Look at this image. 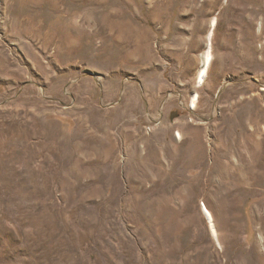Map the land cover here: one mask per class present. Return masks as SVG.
<instances>
[{
	"label": "rangeland",
	"instance_id": "1",
	"mask_svg": "<svg viewBox=\"0 0 264 264\" xmlns=\"http://www.w3.org/2000/svg\"><path fill=\"white\" fill-rule=\"evenodd\" d=\"M0 264H264V0H0Z\"/></svg>",
	"mask_w": 264,
	"mask_h": 264
},
{
	"label": "bare ground",
	"instance_id": "2",
	"mask_svg": "<svg viewBox=\"0 0 264 264\" xmlns=\"http://www.w3.org/2000/svg\"><path fill=\"white\" fill-rule=\"evenodd\" d=\"M215 26V24H214ZM212 36V32L210 34V37ZM212 60V53H211V48L210 50L205 54V57H204V63H203V66L200 70V73H199V76H198V79H199V83L202 84L203 81L205 80L206 76H207V72H208V68L210 66V62ZM195 103H196V100L194 99L193 100V106H195ZM206 214H207V218L209 220V223H210V226H211V230H212V233L213 235L219 239V236H218V231L216 229V224H214V219H213V216L211 215L210 211L207 210L206 208ZM219 241V240H218Z\"/></svg>",
	"mask_w": 264,
	"mask_h": 264
}]
</instances>
